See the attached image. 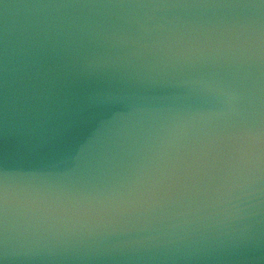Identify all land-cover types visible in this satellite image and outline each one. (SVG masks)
I'll return each mask as SVG.
<instances>
[{"label":"clouds","instance_id":"clouds-1","mask_svg":"<svg viewBox=\"0 0 264 264\" xmlns=\"http://www.w3.org/2000/svg\"><path fill=\"white\" fill-rule=\"evenodd\" d=\"M10 9L0 264H264V0Z\"/></svg>","mask_w":264,"mask_h":264},{"label":"water","instance_id":"water-1","mask_svg":"<svg viewBox=\"0 0 264 264\" xmlns=\"http://www.w3.org/2000/svg\"><path fill=\"white\" fill-rule=\"evenodd\" d=\"M45 2H74V0H0V29H2L4 22V3H8L10 5H13L14 8H17L9 10V17L12 20L19 21L32 11L30 9H24L25 6Z\"/></svg>","mask_w":264,"mask_h":264}]
</instances>
